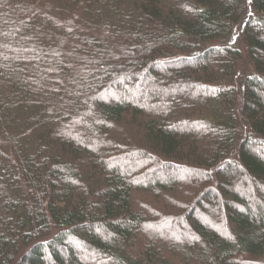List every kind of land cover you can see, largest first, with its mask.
Listing matches in <instances>:
<instances>
[{
    "label": "trees",
    "instance_id": "16d2710c",
    "mask_svg": "<svg viewBox=\"0 0 264 264\" xmlns=\"http://www.w3.org/2000/svg\"><path fill=\"white\" fill-rule=\"evenodd\" d=\"M0 264H264V0H0Z\"/></svg>",
    "mask_w": 264,
    "mask_h": 264
},
{
    "label": "rangeland",
    "instance_id": "374dc122",
    "mask_svg": "<svg viewBox=\"0 0 264 264\" xmlns=\"http://www.w3.org/2000/svg\"><path fill=\"white\" fill-rule=\"evenodd\" d=\"M239 35H241L240 29H236L235 34L230 37V41H231V43L236 44L237 46L240 45V47H242V45H241L242 41H240Z\"/></svg>",
    "mask_w": 264,
    "mask_h": 264
}]
</instances>
